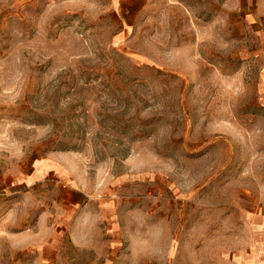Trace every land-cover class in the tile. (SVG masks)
I'll return each mask as SVG.
<instances>
[{"label": "rangeland", "instance_id": "obj_1", "mask_svg": "<svg viewBox=\"0 0 264 264\" xmlns=\"http://www.w3.org/2000/svg\"><path fill=\"white\" fill-rule=\"evenodd\" d=\"M0 264H264V0H0Z\"/></svg>", "mask_w": 264, "mask_h": 264}]
</instances>
